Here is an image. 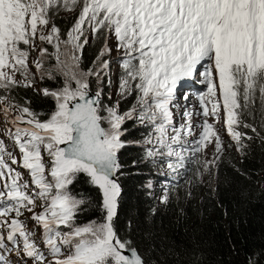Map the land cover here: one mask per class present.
<instances>
[{
  "label": "snow or ice",
  "instance_id": "snow-or-ice-1",
  "mask_svg": "<svg viewBox=\"0 0 264 264\" xmlns=\"http://www.w3.org/2000/svg\"><path fill=\"white\" fill-rule=\"evenodd\" d=\"M61 8L78 11L64 41L53 23ZM86 30L115 38L124 68L119 94L136 98L129 111L121 113L117 101L102 116L101 91L89 93L87 77L99 80L107 61L97 71L74 70L77 53L88 43L86 38L81 42ZM38 41L55 49L51 55L56 71L65 77L64 86L40 90L56 105L44 121L30 107L13 105L7 96H0L5 116L13 110L18 113L11 120L15 130L9 136L20 153L18 159L0 140V264H10L5 252L21 251L34 264H144L113 228L121 194L117 154L126 146L122 125L135 119L149 127L143 141L149 146L145 155L174 157L178 163L170 161L169 168L183 166L186 150L202 151L214 143L215 154L222 151L220 136L208 122L209 116L218 122L221 110L225 127L239 144L241 134L235 126L241 123V113L257 103L264 108V0H0V89L34 87L29 54ZM62 43L71 49L65 51L64 60ZM39 52L33 62L37 70L49 55L47 48ZM17 73L23 79L18 80ZM197 76L206 85L199 96L203 121L198 137L188 145L186 137L194 135L192 113L181 112L185 122L178 124L173 108L181 82ZM213 164L215 159L206 161V169ZM13 165L29 172L31 184L22 181ZM80 174L100 193L103 222L77 223L86 200L73 195L69 186ZM37 199L43 202L39 213L34 211ZM25 211L42 229L48 255L20 219Z\"/></svg>",
  "mask_w": 264,
  "mask_h": 264
},
{
  "label": "trees",
  "instance_id": "trees-1",
  "mask_svg": "<svg viewBox=\"0 0 264 264\" xmlns=\"http://www.w3.org/2000/svg\"><path fill=\"white\" fill-rule=\"evenodd\" d=\"M78 11L62 15L59 11L53 23L60 29L64 41L74 25ZM87 34L81 37V42ZM109 34H96L84 44L79 60L83 72L95 71L105 50ZM52 53V46H48ZM54 76L45 77L41 85L49 90L64 86V77L55 72V60L50 59ZM95 76H90L89 89L101 91L102 116L112 107L107 86L104 91ZM8 97L18 106H27L47 120L56 110L52 97H46L34 87H15ZM136 103L135 95L120 101V111H129ZM235 131L240 143L223 152L216 166V181L210 187L199 186V172L193 164H183L170 175L172 181L167 198L162 201L158 187L162 175L158 167L169 157L147 158L143 143L151 130L135 119L122 125L121 140L125 147L118 152L121 165L117 173L121 194L113 224L117 236L128 248L137 249L145 264H264V108L257 103L250 112L240 115ZM105 125V122H104ZM248 125V127H245ZM255 129V130H253ZM234 150V151H233ZM192 185L195 194L189 191ZM70 192L86 200L77 223L103 222L100 193L80 174L69 186Z\"/></svg>",
  "mask_w": 264,
  "mask_h": 264
},
{
  "label": "rangeland",
  "instance_id": "rangeland-1",
  "mask_svg": "<svg viewBox=\"0 0 264 264\" xmlns=\"http://www.w3.org/2000/svg\"><path fill=\"white\" fill-rule=\"evenodd\" d=\"M59 12L62 15H69V14L75 13V11H67V10H64L63 8H61V10ZM84 34H87L86 39L88 41H90L91 38L93 37V35L87 30L85 31ZM61 41H63V40L61 39ZM48 46H52V45L38 41L37 42V48L34 50H30V54H29V66H30L31 72L34 74V88L39 89V90L46 89L41 85V80L43 78L48 77L49 73H51L52 77L54 76V71H52V65H51V62L49 63V61L51 58H53V60H55L53 55H51L52 53H54L55 49L52 46V51H51L52 53H50ZM40 48H47L49 55H46L42 58L43 67L41 69L37 70L33 66V62L35 60H37V58H39ZM107 49H110L111 51L109 52V51H107ZM65 51L71 52V49L70 48L65 49V46L62 43L61 49H60L62 60L66 59V57L64 55ZM77 55L79 56V60H80L81 52H78ZM121 57H122V53L117 51V49H116L115 38L109 34L108 43H107V46L104 50V55L101 57L100 63H99V65L95 71H97L100 68V65L104 61L108 62L107 68L101 72L100 79L98 80V82L101 84L102 80L103 81L105 80V83L101 87V90L104 91V89L107 86L109 87L110 93L108 95V98H109L110 103L113 104V106L117 105V101H119V103H120L121 99L125 98V97L120 96V94H119L120 83H121V80L124 78V68L122 66L123 60ZM69 63H71V61H69ZM53 68H55V72H57L56 71V60H55V66ZM74 70L78 71L79 73H87V72H83L80 69L79 61H78V67ZM57 73H59V72H57ZM16 78L18 80L23 79V77L19 73H17ZM89 78H90V76L87 77V81H89ZM196 78H198L196 81L199 83L201 82L200 84H202V88L199 89V91L201 93L206 92V85L203 82L202 77L197 76V77H194L191 80H187L185 82L193 81V79H196ZM64 80H65V77H64ZM73 87H75V84H73ZM182 88H186V87H183V85H182ZM56 90H58V89H56ZM181 95H182V97L187 96V99L190 98V93H188L186 95L184 90L181 92ZM0 96H7L8 97V91L0 89ZM199 96H200V94L198 95V97L196 99V105L198 107L201 106ZM190 99H192V98H190ZM9 100H10V98H9ZM176 100H177V97L175 98V101ZM178 100H181V98L179 97ZM186 102L187 103H185L184 105L194 106V105H190V103H189L190 101L186 100ZM11 103L14 105V103L12 101H11ZM119 105L120 104H118V108H119ZM179 107L183 109L182 103H179ZM2 109H3V105L0 104V140L4 141V145H5L6 150L9 152H12L19 159V156H20L19 150L16 147V144L13 142V140L9 136V131L11 130L14 132V130H15V126L11 123V120L18 113L16 110H13L7 116H5ZM173 109L176 111V113L173 116V119L177 122V119L180 117L181 111L175 107ZM119 111H120V108H119ZM199 113L196 116L197 112L195 111V106H194L193 115H192V123L194 124L195 121L197 120L198 125H196V126L193 125L194 135L186 137V142L188 145H191V142L194 141L199 135V132H200L199 125L203 121V118L199 115ZM210 121L214 124L215 130L218 132V134L220 136L221 142L223 144L222 151L218 154H215L216 153L215 144L210 143L202 151L193 152L191 150H186L184 153L185 159L183 161V164H186V162H189V164H193V165L198 167V169L200 170L199 180H198L199 186L203 189H206V188L210 187L212 184H215L216 166L220 160L221 154L223 152L228 151L230 146H233L234 150L237 149V147L234 145L236 141L232 138V136L229 134L227 128L224 125L223 110H221V116H220L218 122L216 121V119L214 117H212V119ZM211 122H209V123H211ZM179 123H181V122H178V124ZM107 128H108V124L105 122V129H107ZM192 146H194V145H192ZM157 156H161V155H157ZM217 156H218V158H216ZM162 157L166 158L167 156L163 155ZM5 159L8 160L7 155H5ZM44 159H45V161L48 160L47 155H45ZM214 159H215V164L211 165L208 169H206L205 162L206 161H212ZM169 162H170L169 160L164 159V163L158 167V170H161L162 175H164L163 178L161 179L159 186H158L162 192V197H161L162 201H164L167 198L168 190L172 184V181L170 179V175L174 174L175 169L177 168V167L169 168L167 166ZM177 163L178 162L176 161L173 164L176 165ZM13 167L16 168L17 171L22 173V181H28L29 184H31L29 172L27 170L19 167L18 165H13ZM189 191H191L195 194L192 185H190ZM42 208H43V202L40 199H37L36 200V207H35L34 211L36 213H39L42 211ZM31 215H32L31 213L25 211L23 216L20 217V219L26 225L27 230L29 232L33 233L32 238L36 241V243L40 247L41 251H45V255H48L47 251L45 249V245H44L43 240H42V229L37 226L36 221L31 219ZM113 220H114V218H113ZM113 228H114V224H113ZM62 230L67 231V229H62ZM9 247H11V245H9ZM65 254H67V253H65ZM13 256H14L15 260L18 262V264H34L33 260L26 259L24 257V254L22 251L19 253V255H13ZM48 259L51 260L52 257L48 256Z\"/></svg>",
  "mask_w": 264,
  "mask_h": 264
},
{
  "label": "bare ground",
  "instance_id": "bare-ground-1",
  "mask_svg": "<svg viewBox=\"0 0 264 264\" xmlns=\"http://www.w3.org/2000/svg\"><path fill=\"white\" fill-rule=\"evenodd\" d=\"M38 56V55H37ZM198 78H196V79H193V81H188V82H185V81H182L181 82V86H179L178 87V90H179V92H177L176 91V94H175V98L177 97V100L175 101V108H177V109H179L181 112H183L185 109L187 110V111H189V112H191L192 113V115H193V108H194V106H186V105H184L185 103H187L186 102V100L185 101H183L182 99L181 100H178V98L180 97L181 98V95H180V90H182L183 88H182V85H183V87H189V88H192V89H195V90H199V89H201L202 88V84H200L199 82H197L196 80H197ZM204 85V84H203ZM179 103H182V105H183V109L182 108H180L179 107ZM190 103V105H193L192 103H191V101L189 102ZM176 113V111L173 109V116H174V114ZM198 115V113L196 114V116ZM212 119V117L211 116H209L208 117V121L209 122H211L210 120ZM178 122H181V123H184V118L180 115V117L177 119V123ZM190 123H191V125L193 126V125H198L197 124V120L195 121V123L193 124L192 123V116H191V118H190ZM212 123V122H211ZM234 151V150H233Z\"/></svg>",
  "mask_w": 264,
  "mask_h": 264
},
{
  "label": "clouds",
  "instance_id": "clouds-1",
  "mask_svg": "<svg viewBox=\"0 0 264 264\" xmlns=\"http://www.w3.org/2000/svg\"><path fill=\"white\" fill-rule=\"evenodd\" d=\"M183 90L185 91L186 95H187L188 93H190V98H192V99H190V98H189V99H183V98H182V95H181V92H182ZM177 92H179L178 89H177ZM199 94H202L199 90H195V89H192V88H189V87H186V88H183L182 90H180L181 99H182L183 101H185V100L191 101V103L195 106V111H196L197 113H199V112H200V109H201V106L198 107V106L196 105V99H197V97H198Z\"/></svg>",
  "mask_w": 264,
  "mask_h": 264
},
{
  "label": "water",
  "instance_id": "water-1",
  "mask_svg": "<svg viewBox=\"0 0 264 264\" xmlns=\"http://www.w3.org/2000/svg\"><path fill=\"white\" fill-rule=\"evenodd\" d=\"M97 91H94V90H90L89 89V93H90V95L91 94H93V93H96ZM103 95L101 96V101L103 100ZM102 127H104L105 128V125H104V123H102ZM118 155V154H117ZM116 178H117V175H116ZM117 182H118V178H117ZM129 249H133V248H129ZM140 256H141V254L139 253V251L137 250V249H134ZM126 254H128V255H131V252H126ZM141 258L143 259V261H144V258L141 256ZM144 264H145V261H144Z\"/></svg>",
  "mask_w": 264,
  "mask_h": 264
}]
</instances>
